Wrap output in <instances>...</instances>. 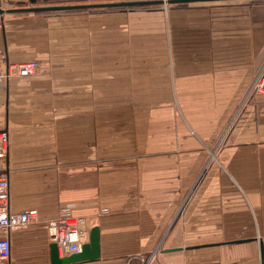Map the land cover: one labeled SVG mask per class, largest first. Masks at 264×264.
<instances>
[{
  "label": "crops",
  "instance_id": "crops-1",
  "mask_svg": "<svg viewBox=\"0 0 264 264\" xmlns=\"http://www.w3.org/2000/svg\"><path fill=\"white\" fill-rule=\"evenodd\" d=\"M27 1L3 4L28 7ZM212 5L198 8L206 17L203 28L194 31L185 54L173 51L171 70L164 66L162 21L152 34L144 13L73 10L2 18L0 70L8 77L0 82V131L9 134L11 208L38 211L37 222L13 233L9 264H51L47 224L65 207L100 230L101 258L83 264H147L146 254L162 246L168 222L171 235L195 232V186L181 212L176 201H163L162 154L141 147L146 128L135 134V126H146L147 118L132 116V109L161 110L164 97L174 92L177 99L186 83L194 93L187 102L193 101L187 114L193 134L200 118L204 125H220L235 115L251 81L264 74V2ZM29 61L39 63L38 73L17 75L15 67ZM248 98L231 133L215 137L230 142L221 151L230 156L225 171L234 184L225 176L209 182L198 229L227 232L228 220L234 221L238 232H259L238 245H256L260 253L264 94ZM131 232H140V249H131ZM193 247L169 244L159 250L157 264Z\"/></svg>",
  "mask_w": 264,
  "mask_h": 264
},
{
  "label": "rangeland",
  "instance_id": "rangeland-1",
  "mask_svg": "<svg viewBox=\"0 0 264 264\" xmlns=\"http://www.w3.org/2000/svg\"><path fill=\"white\" fill-rule=\"evenodd\" d=\"M132 1L153 0H64L62 4L73 5ZM240 2L255 5L257 3L264 2V0L157 4L134 7L83 9V12L88 14H99L112 10H124L126 12L144 13L146 16V28L150 29V33L152 34L161 19L163 26L162 35L164 38L162 48L164 66H166L168 70H171L173 51L175 52L177 50L179 55L185 54L187 47L191 45V43L188 42L193 40V36L195 34L194 31H201L203 28V20L206 17L202 15V11L198 9L199 7H202L204 4H214L212 6H216L217 4H228L229 7L232 4ZM24 4L30 5L28 7H40L44 5L42 0H28ZM14 6V4H3V0H1L0 9H14ZM55 12H58V14L68 15L73 12V10ZM34 13L38 16V14H53V11ZM8 14L9 13H5L3 15L0 14V17L4 20ZM30 15L32 14L28 13L23 16ZM225 23L233 26V23L230 21H226ZM234 34L235 33H228L227 35L231 36ZM151 54V56L154 55L153 53ZM29 62L37 63L38 69L36 73H38V70H40L39 63L36 61ZM185 62L186 61L183 63ZM169 78L170 77L166 79L169 80ZM263 78L264 74L261 72L251 81V88L244 97L242 105L239 106L235 115H231L227 119L226 124L204 125L201 122V118L198 120L196 118V122L198 124L194 127L198 133L195 134L192 133V126L187 124V114L188 112L192 113V108H189V106L192 105L193 101L191 100V104H188L187 102L189 97L193 98L194 93L192 92V87L186 83L180 86V90L176 94L177 99L174 92H171V96L173 98L170 96L164 97V100L166 101L162 104L161 110L156 108L154 109L153 107L147 108L146 110L132 109V116L145 115L147 118L146 126H135V134L140 132L137 128L141 127V132L143 128H146V139L144 140V138H142L141 147L143 145V147L148 151H156L157 153L162 154V164L164 167L162 189L163 201H176V203H178V209L181 212V206H185V200L189 195V192L192 190L190 189L192 183L195 186L191 197V202L194 201L195 222L198 223V225H196L195 232H188V236L186 232H177L178 234L174 233L171 235L169 232V226L172 222H168L166 229L162 232V246L158 247L155 252L146 254L148 257L147 264H157L160 256L158 254L160 252L159 250H161V248L164 249L169 244H179L182 246L193 244L194 247L192 250L178 255V258L164 260V264H262L260 253L258 252L259 250L257 251L256 245H238V243H241V240L249 238L251 235L255 234L258 236L259 232H238L236 228L240 227L236 226L234 221L230 220H228V223H230L229 228L231 229H228L227 232H212V229L203 230L198 229V227L202 224V209L204 208V203H206L204 201V197L207 196L209 192V182L224 180L225 176V180L234 184L233 177L225 171V167L228 164L227 160L230 156H227V153L226 155L225 153L223 154L224 151H221V149H224L225 144L227 147V144H230V142L227 141L225 143L223 137L220 140L219 138L216 140L215 137L218 136L220 131L224 134L227 132L231 133L233 127H235L233 125L235 118L238 116L242 108L247 106L249 103L248 97H250L251 100L255 96L264 94L259 93L257 89H255V81H260ZM197 94L198 93H195V95ZM198 95H201V93ZM144 97L146 99L148 95H143L141 98L144 99ZM171 102H173L172 108ZM208 132L210 133V136H208L210 139L204 141L202 136L203 134H208ZM135 148L139 147L136 146ZM224 173L226 175H223ZM232 184L229 187V190L234 189ZM181 217L184 219L180 220L179 224L183 226L186 220V214ZM244 228H246V224H244ZM167 229L169 230L168 232H166ZM131 234V249H140L142 242L140 232H131ZM161 237H159V240L157 238V244L159 243ZM221 244H223V246ZM140 253L142 252L139 251L135 254Z\"/></svg>",
  "mask_w": 264,
  "mask_h": 264
},
{
  "label": "built area",
  "instance_id": "built-area-1",
  "mask_svg": "<svg viewBox=\"0 0 264 264\" xmlns=\"http://www.w3.org/2000/svg\"><path fill=\"white\" fill-rule=\"evenodd\" d=\"M1 28L2 17H0ZM15 69L17 75L30 77L37 72L38 65L35 62H24ZM6 76L8 77L7 74ZM6 76L0 70V82ZM255 83V89L259 93H264V78L260 81L256 80ZM9 145L8 132L0 131V264H8L11 261L13 233L38 220V211L35 209L12 211L10 173L5 167ZM91 229L87 220L74 215L70 207L62 208L57 218L50 220L47 224L49 240L57 245L61 258L81 252L83 245L88 242Z\"/></svg>",
  "mask_w": 264,
  "mask_h": 264
},
{
  "label": "water",
  "instance_id": "water-1",
  "mask_svg": "<svg viewBox=\"0 0 264 264\" xmlns=\"http://www.w3.org/2000/svg\"><path fill=\"white\" fill-rule=\"evenodd\" d=\"M206 1H225V0H153V1H132V2H110L96 4H62L64 0H42L44 3L40 7H18L9 10L0 9V14L5 13H30V12H47V11H66V10H83V9H99L114 7H134L145 5H161V4H183ZM179 249H166L165 252H173ZM51 264H83L100 260V230L98 227L91 229L88 242L82 247V251L67 257H59L58 248L55 243H51L50 248ZM260 258L264 261V242L260 241Z\"/></svg>",
  "mask_w": 264,
  "mask_h": 264
},
{
  "label": "bare ground",
  "instance_id": "bare-ground-1",
  "mask_svg": "<svg viewBox=\"0 0 264 264\" xmlns=\"http://www.w3.org/2000/svg\"><path fill=\"white\" fill-rule=\"evenodd\" d=\"M9 264V263H8Z\"/></svg>",
  "mask_w": 264,
  "mask_h": 264
}]
</instances>
